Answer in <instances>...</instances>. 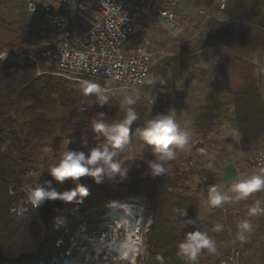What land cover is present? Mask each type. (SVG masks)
Masks as SVG:
<instances>
[{"label": "trees", "instance_id": "1", "mask_svg": "<svg viewBox=\"0 0 264 264\" xmlns=\"http://www.w3.org/2000/svg\"><path fill=\"white\" fill-rule=\"evenodd\" d=\"M219 12L220 16H211L206 21L200 45L190 52L184 49L161 58L147 79L154 83L145 82L143 86L151 88L163 85L166 80L187 78L195 69L201 75L209 71L214 85L229 96L227 103L233 108L231 116L239 133V144L243 150H249L264 139V96L255 65L246 56L258 50L264 52V13L248 0H230ZM31 21L35 30L24 33L0 20V53L21 56L54 43L42 40L36 22ZM208 46L217 47L219 60L197 66L196 58L187 57L188 53L197 54ZM224 48L230 52L226 56H222ZM50 67V72L39 74L28 56L23 61L0 59V264H93L95 248L100 243L90 234L78 237L76 228L87 216L93 220L106 204L133 196L149 203L153 217L145 234L141 264H191L177 255L178 245L185 239L187 227L193 224L188 221L197 219L202 191L223 180L221 174L204 168H175L153 176L148 167H143L125 182L118 181L112 173L102 175L100 183L89 175L75 181L66 178L60 183L46 168L35 185H26V178L36 165L32 153L36 137L52 129H57L60 137L73 133L77 126L86 123L85 117L92 112L114 122L126 114L122 101L100 112L102 106L93 101L98 99L97 94L83 92L84 81H93L101 88L116 82L84 73L63 72L55 65ZM67 74L82 80L64 76ZM127 95L137 94L131 91ZM131 107L138 114L130 128L135 131L147 121V105L139 96ZM221 107L218 103L207 106L195 116L193 128L203 133L221 123L227 115ZM78 118L84 123L77 122ZM54 142L59 145L58 136ZM194 175L199 180L193 186L183 184ZM77 184L86 187L88 194H77L70 202L46 199L34 207L27 198L30 187L65 191ZM244 260L242 253V264Z\"/></svg>", "mask_w": 264, "mask_h": 264}, {"label": "rangeland", "instance_id": "2", "mask_svg": "<svg viewBox=\"0 0 264 264\" xmlns=\"http://www.w3.org/2000/svg\"><path fill=\"white\" fill-rule=\"evenodd\" d=\"M181 7L174 23L169 24L160 18L157 10L150 11L144 21L139 40L129 38L122 44V51L129 48L137 49L139 46L149 51L155 65L161 58L170 53H180L186 49V53L193 50L200 41L204 39L205 23L211 16H220L221 13L214 5V0H180ZM257 9L264 13V0H248ZM0 20H5L12 27L24 33L35 30L26 9L25 0H0ZM203 42V41H202ZM201 42V45L203 44ZM217 48V47H216ZM215 47H204L196 53H188L187 57L196 58L197 66L220 59V54ZM229 49L224 48L222 56L228 55ZM39 51L32 54L37 55ZM6 53L3 59L10 61H23L24 58ZM245 54V53H244ZM247 58L255 65V73L258 77L262 93L264 96V52L261 50L246 53ZM26 57V56H25ZM32 60V59H31ZM33 61V60H32ZM34 62V61H33ZM37 72H50L52 63L40 60L34 62ZM71 79L82 80L81 77L73 74L64 75ZM161 86L154 85L151 88L130 87L120 83H112L108 88H101L104 95L108 96L105 104L101 105L97 100L96 105L102 106L101 111L123 101L125 95L131 91L144 99L147 105V120L156 114H175V119L181 129L187 130L191 134V145L188 150L177 149V159L168 162L166 166L170 171L175 168L190 169L204 168L223 174L225 167L233 163L238 171V177L228 180L217 181L214 186L218 191L229 197V200L220 207H213L209 203V189L203 190L202 205L197 214V219L187 227V232L195 230L206 231L215 239L217 252L209 253L206 249L202 250L195 264H219L221 259L226 256L234 247H239L244 256V264H264V214L251 216L248 214V207L256 199L261 200L260 207L264 208V191L250 194L248 198L237 200L236 193L232 191V184L241 176L248 175L255 170L248 166V159L255 151L264 152V139L249 150H243L239 140L230 134L236 130L234 117L231 116L233 108L227 103L230 99L227 93L219 90L213 82L211 73L201 75L199 69H195L193 75L187 78H177L174 81L166 80ZM185 88V89H184ZM221 104L220 108L227 115L221 123H218L211 130L203 133L197 132L193 128L195 116L202 112L207 106ZM112 111V110H111ZM99 112V113H100ZM85 117V124L76 127L75 132L60 137L57 129H52L35 138L32 146V153L35 159V166L31 169L26 178V185L33 186L37 183L39 174L50 165L56 163V154L67 148L68 150L84 151L87 154L91 148L104 143L105 138L93 130L95 121L104 123H114L104 115H96L94 112ZM79 123H84L80 118L76 119ZM135 131H130V143L123 152H119L116 157L121 163L122 169H128L123 180L120 173H115L118 181H127L131 174L143 167H148L146 161L155 159L153 146L140 141L135 135ZM58 136L60 142L56 146L54 138ZM170 147H175L170 145ZM209 179V178H208ZM199 180L198 175L192 176L191 180L184 182V185L193 186ZM130 203L138 206L144 211V222L138 230L140 252L134 257L135 264H141L144 259L145 234L152 223V209L149 203L139 197H128L115 200L106 204L101 211L96 212L94 219L85 217L76 233L78 237L88 236L100 243L95 248L93 264H131L128 260H116L114 249L122 244L124 237V226L116 223L113 217V209L122 203ZM94 210V207L90 208ZM242 220L250 221L254 228L248 241L241 243L235 240L237 224ZM222 224L223 230L214 231L216 224ZM88 224H92L91 227ZM122 246V245H121Z\"/></svg>", "mask_w": 264, "mask_h": 264}, {"label": "built area", "instance_id": "3", "mask_svg": "<svg viewBox=\"0 0 264 264\" xmlns=\"http://www.w3.org/2000/svg\"><path fill=\"white\" fill-rule=\"evenodd\" d=\"M229 1L214 0V5L223 10ZM25 2L41 39L54 43L40 49L37 55L30 53L17 58L28 56L37 63L45 60L63 72L84 73L130 87L145 84L154 60L144 47L122 51V44L129 38H142L141 29L150 11L157 10L160 18L172 24L181 7L180 0ZM248 166L255 171L264 167V152H253ZM219 264H242V250L234 247Z\"/></svg>", "mask_w": 264, "mask_h": 264}, {"label": "clouds", "instance_id": "4", "mask_svg": "<svg viewBox=\"0 0 264 264\" xmlns=\"http://www.w3.org/2000/svg\"><path fill=\"white\" fill-rule=\"evenodd\" d=\"M5 55L6 53H0V59H3ZM83 58L81 55L80 59ZM146 82L153 84L154 80L149 79ZM82 87L85 95L97 94L98 102L101 105L107 102L108 96L103 94L99 84L93 81H84ZM138 99L139 96L125 95L121 106L126 114L122 120L111 124L100 120L94 122L93 130L105 138L104 143L91 148L87 154L84 151L68 150L67 148L61 150L59 161L48 167L49 174L60 183H63L66 178L75 181L85 175L92 176L96 183H100L102 175L117 172L120 173V179L123 180L128 169H122L121 163L116 157L130 143V128L138 118L137 112L131 106L135 105ZM230 134L239 139V133L236 130H232ZM134 135L140 141L153 146L155 159L146 161L153 176L169 172L171 169L166 165L177 159V149L188 150L192 139L187 130L181 129L174 113L156 114L148 119L143 127H137ZM170 145L175 147H170ZM232 191L237 194L235 197L237 200L246 199L250 194L264 191V167L251 174L241 176L232 184ZM77 194L86 196L88 190L80 184L65 191H57L54 188L46 190L41 186L30 187L27 190L28 201L34 207L39 206L46 199L70 202ZM208 195L209 203L213 207H220L229 200V197L219 192L216 186L209 188ZM260 204L261 200L256 199L248 207V214L251 216L264 214V208H261ZM188 223H194V221L190 220ZM253 228V224L248 220L238 222L235 240L241 243L248 241ZM222 230V224L218 223L214 226V231ZM121 245L114 249L115 259L128 260L131 264H135L134 257L140 252L139 242L127 239ZM205 249L209 253L215 254L217 252L215 239L206 231L195 230L187 233L185 239L179 243L177 255L181 259H185L186 262L195 264L200 253Z\"/></svg>", "mask_w": 264, "mask_h": 264}, {"label": "bare ground", "instance_id": "5", "mask_svg": "<svg viewBox=\"0 0 264 264\" xmlns=\"http://www.w3.org/2000/svg\"><path fill=\"white\" fill-rule=\"evenodd\" d=\"M113 217L124 226V237L122 241L131 239L139 242L138 230L144 222V211L138 206L130 203H122L113 209ZM123 246V245H122Z\"/></svg>", "mask_w": 264, "mask_h": 264}, {"label": "water", "instance_id": "6", "mask_svg": "<svg viewBox=\"0 0 264 264\" xmlns=\"http://www.w3.org/2000/svg\"><path fill=\"white\" fill-rule=\"evenodd\" d=\"M238 175L239 174H238L236 166L233 163H230L225 167L223 179L228 180V179L237 178Z\"/></svg>", "mask_w": 264, "mask_h": 264}, {"label": "crops", "instance_id": "7", "mask_svg": "<svg viewBox=\"0 0 264 264\" xmlns=\"http://www.w3.org/2000/svg\"><path fill=\"white\" fill-rule=\"evenodd\" d=\"M147 19V18H146ZM185 89V88H184Z\"/></svg>", "mask_w": 264, "mask_h": 264}]
</instances>
